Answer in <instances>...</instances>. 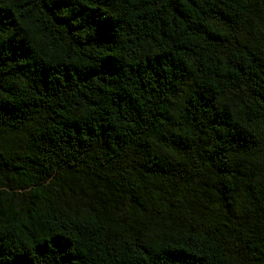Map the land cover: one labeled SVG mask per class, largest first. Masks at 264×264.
Listing matches in <instances>:
<instances>
[{
    "label": "trees",
    "instance_id": "trees-1",
    "mask_svg": "<svg viewBox=\"0 0 264 264\" xmlns=\"http://www.w3.org/2000/svg\"><path fill=\"white\" fill-rule=\"evenodd\" d=\"M0 264H264V0H0Z\"/></svg>",
    "mask_w": 264,
    "mask_h": 264
}]
</instances>
